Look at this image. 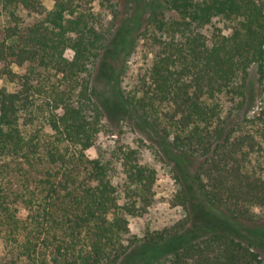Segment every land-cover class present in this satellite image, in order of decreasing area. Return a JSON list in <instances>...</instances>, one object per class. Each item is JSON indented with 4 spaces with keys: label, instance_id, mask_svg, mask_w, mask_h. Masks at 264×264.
Wrapping results in <instances>:
<instances>
[{
    "label": "trees",
    "instance_id": "1",
    "mask_svg": "<svg viewBox=\"0 0 264 264\" xmlns=\"http://www.w3.org/2000/svg\"><path fill=\"white\" fill-rule=\"evenodd\" d=\"M52 1L0 0V264H264V0H145L153 57L105 99L123 0ZM123 125L134 147L89 157Z\"/></svg>",
    "mask_w": 264,
    "mask_h": 264
},
{
    "label": "rangeland",
    "instance_id": "2",
    "mask_svg": "<svg viewBox=\"0 0 264 264\" xmlns=\"http://www.w3.org/2000/svg\"><path fill=\"white\" fill-rule=\"evenodd\" d=\"M44 6L51 10L54 1L44 0ZM149 9L145 0H123L120 16L114 26V36L112 46L109 47V56L106 61H101L98 72L93 82V90L95 95L105 98H112L114 89L120 91L130 90L137 81L141 70L151 61L153 57L152 47L144 40L139 38L145 20L146 11ZM111 66L115 74L118 76L117 87L115 80L112 82L105 73L107 66ZM9 85L0 79V87ZM115 87V88H114ZM119 145H127L134 147V135L130 129L123 125L116 129L113 137H106L100 140L97 148H92L87 151L91 158H95L98 150H110ZM154 156L149 152L145 155V160L149 162L159 174V180L156 187L155 204L150 212L149 220L153 221V228L163 225L169 226L174 220L182 218L180 209H172L168 203L173 193L177 192V186L172 179L171 174L158 161H154ZM257 215L264 217L263 211H256ZM129 222L131 237L142 238L144 236L143 228L146 224L133 217H127Z\"/></svg>",
    "mask_w": 264,
    "mask_h": 264
}]
</instances>
